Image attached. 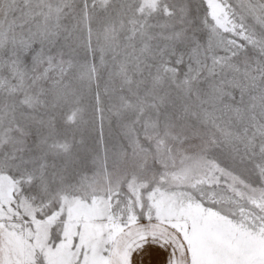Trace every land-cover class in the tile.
<instances>
[{
  "label": "snow or ice",
  "instance_id": "snow-or-ice-1",
  "mask_svg": "<svg viewBox=\"0 0 264 264\" xmlns=\"http://www.w3.org/2000/svg\"><path fill=\"white\" fill-rule=\"evenodd\" d=\"M0 264H264V0H0Z\"/></svg>",
  "mask_w": 264,
  "mask_h": 264
}]
</instances>
